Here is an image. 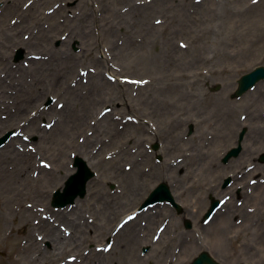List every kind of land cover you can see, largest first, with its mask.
I'll use <instances>...</instances> for the list:
<instances>
[{
    "label": "rangeland",
    "instance_id": "374dc122",
    "mask_svg": "<svg viewBox=\"0 0 264 264\" xmlns=\"http://www.w3.org/2000/svg\"><path fill=\"white\" fill-rule=\"evenodd\" d=\"M155 1L159 8L144 23L140 14ZM26 11L29 20L20 18ZM263 16L264 0H0V141L8 136L0 146L8 155L0 157V264H101L93 256L109 240L113 252L134 227H150L147 209L136 211L161 184L171 188V174L179 175L174 186L182 187L177 195L174 186L170 191L180 212L157 204L168 210L167 219L158 220L149 236L139 232L146 242L136 253L147 258L144 264H154L151 243L161 242L158 230L171 222L159 246L171 251L161 264L171 258L192 264L202 253L217 264H264V225L237 232L236 242L228 231L221 246L198 242L201 228L212 222L204 225L212 201L232 199L230 189L248 193L232 200L256 214L249 219L254 227L264 221V150L259 145L253 160L251 152L245 157L246 137L247 147H254L251 134L245 128L234 134L227 120L251 122L254 103L249 92L240 97L237 91L244 75L264 67ZM150 25L157 30L149 32ZM34 66L37 71H30ZM258 88L264 93V80L250 92ZM257 107L264 119V100ZM252 122L264 129L263 120ZM239 146L242 152L226 159ZM90 153L100 163L89 167L85 161L94 174L90 186H98L73 204L54 207V194L76 172L75 161ZM221 165L234 167L231 184L226 178L222 186L228 189L219 194L210 175ZM41 171L54 180L36 183ZM92 207L110 210L98 221ZM26 210L33 214L27 217ZM129 216L134 219L114 235ZM236 217L243 224L242 215ZM251 234L258 236L252 240ZM56 242L72 247L58 251Z\"/></svg>",
    "mask_w": 264,
    "mask_h": 264
},
{
    "label": "bare ground",
    "instance_id": "6f19581e",
    "mask_svg": "<svg viewBox=\"0 0 264 264\" xmlns=\"http://www.w3.org/2000/svg\"><path fill=\"white\" fill-rule=\"evenodd\" d=\"M5 1H9V0H5ZM155 4L154 5H146V7H145V9L147 10L146 12H143V13H141L140 15H142L143 16V20H144V23L148 20V16H150L151 15V12H154V11H157V9L159 8L158 7V3L155 1L154 2ZM157 3V4H156ZM148 6V7H147ZM19 12H21V9H20V11ZM142 16H141V21H142ZM148 17V18H147ZM264 17V16H263ZM20 18L21 19H25V20H29V19H31V17H30V14H29V12L28 11H26V12H24L23 14H21L20 15ZM139 26V25H138ZM151 26V25H150ZM142 29V28H141ZM149 29V32H154V31H156L157 30V27H155V26H151V27H147V30ZM32 64H34V62H32ZM32 69H30V71H37V68H36V66H34V67H31ZM100 77H102V76H100ZM82 85L81 84H79L78 85V87H81ZM83 87V86H82ZM258 91H255L254 93H252V92H249L247 95H246V98L247 99H249V102L250 103H254V104H252L253 105V107H252V110H249L250 111V121L251 122H246V123H249V127L248 126H246L244 123H241L240 121L238 122V121H236V118H233V119H229V118H227V120H228V122L232 125V128H230L232 131H233V133L234 134H237L238 133V131H240L241 129H243V128H245V129H247L248 130V132L251 134V140H250V145L251 144H254V147H252V148H250V147H247L248 145H247V143H248V139L250 138V137H246V143L244 142L243 143V149H246V150H249V152L248 153H246L244 156L246 157L250 152H251V156H250V158H249V160H253L256 156H254V155H252V153L255 151V152H257L256 150H258L259 149V145H261V147H260V151H263L264 150V141H262L263 140V138L262 137H264V129H261L257 124L258 123H254V122H252V121H255L256 122V120H257V122L258 121H261V120H263V124H264V119H262L261 117H259V115H258V107H257V104L258 103H260V101L262 102L263 100H264V93L261 91V89H257ZM72 100H75V99H72ZM237 106V104H234L232 107H236ZM234 110V109H233ZM231 111H232V109H231ZM88 113H90L91 114V111L89 110L88 111ZM253 113H255V114H253ZM93 114V113H92ZM91 114V115H92ZM234 114V113H233ZM73 122V121H72ZM74 123V125H79L80 123H77V121L75 120V122H73ZM88 123V122H87ZM87 123L86 124H82V125H87ZM72 124H64V127L65 128H68V127H70ZM230 127V126H229ZM84 129V128H83ZM130 128H126V130H129ZM78 131H80V130H78ZM118 131V130H117ZM122 132V131H121ZM119 134H120V132H119ZM42 135H45V134H42ZM261 136V137H260ZM52 139H54V138H52ZM259 139H262V140H259ZM228 143V140H226L225 141V143H224V145L223 146H225L226 144ZM51 144H54V143H51ZM249 145V146H250ZM242 152V151H241ZM258 154V153H257ZM259 155V154H258ZM5 156H8V155H6V151H4V152H1L0 153V157H5ZM91 160H90V159ZM57 159H58V162H60V160H59V157H57ZM241 159H244V157L243 158H241ZM84 160L88 163V166L89 167H97V168H99V166H100V163H97L94 159H93V157H92V155H91V153H90V156H87V157H84ZM34 162V161H33ZM112 163V162H111ZM220 164V163H219ZM32 166H34L33 164H32ZM233 165H231V166H228V167H225V166H222L221 165V167H217V166H214V167H212V168H216V169H213L214 170V172H215V174L214 175H210V177H211V179H214L215 181L214 182H216L217 183V186H218V190H219V194H221V193H224L225 191H227V189L228 188H223V186H222V182L226 179V178H228L229 180H230V178L232 179V175H229V173L230 172H232L231 170L233 169ZM0 168H2V166L0 165ZM61 168H62V166H61ZM60 169V168H59ZM104 170V169H103ZM5 171V170H4ZM55 172H57V173H59V170H56ZM54 172V173H55ZM173 171H171V173H172ZM171 173H169V174H164V175H170ZM50 176V173H47V172H45V171H41V176L38 178V179H36L35 180V182L36 183H38V182H42V183H45V184H49L50 182H52V180H54L53 178H51V177H49ZM171 176H173V178H170V184H171V188H170V186H169V189L171 190L172 188H173V186H174V184L176 183V179H179V175H174V174H171ZM170 177V176H169ZM233 177H236V176H233ZM209 178V177H208ZM208 178H206L207 180H209ZM178 181V180H177ZM179 182H181V181H179ZM90 183H91V181H89L88 183H87V186H86V188H87V190L89 189V187L91 188V191H93V188H95V187H97L98 186V183H94V182H92V184H91V186H90ZM191 184L189 183L188 184V186H190ZM237 187H238V184L236 185ZM175 187V186H174ZM234 187V186H233ZM176 189L174 190V193L176 194V193H182V187H180V189L178 190V185L175 187ZM259 188V185L257 184V185H255V187H254V191H256L257 189ZM184 190H186L185 188H183ZM230 191H231V193H235L238 197H245L246 199L249 197L248 196V193H246V192H244V191H242V190H236V189H234V190H231L230 189ZM96 195H98L99 196V193L97 194L96 192H94ZM177 195V194H176ZM255 198L256 199H254V201H256V202H258V197H256V193H255ZM177 200V198H175V201ZM218 200H220V199H218ZM252 200V199H251ZM96 201V200H95ZM234 202H233V200H230V202H228V206H227V208L223 211V214L222 213H220L219 214V217H217V218H215L216 216H218V214L216 213V215L212 218V222L210 223V226L208 227V228H206L205 226H203V228H201V230H202V232H203V237H204V239H203V237H202V239H199L198 240V242H210L211 244H212V246L213 247H216V245H218V246H221V243L224 245V241H226V238H225V235H226V233L229 231V232H234V233H236L235 235L236 236H231L232 237V239H230L229 241L230 242H236V238L235 237H238V235H239V233H237V232H239V231H242V230H249V229H251V230H253L254 232L255 231H257V229H259L260 231H261V226H263L264 225V221H262V219H260L259 221H258V223L255 225V227L253 226V224H251L250 223V221H249V219H252L253 217H255L256 216V214L255 215H249L248 214V212L247 211H245V209L244 208H238L235 204H233ZM255 205L254 206H257L256 205V203H254ZM260 204H262V206H260L259 208H260V210H264V206H263V202L261 201L260 202ZM83 205V204H82ZM97 210H99L97 207H92L91 208V211L97 216V218H98V221H100V219H102V218H105L106 217V213L108 212V210H110L109 209V207H104L102 210H101V212L100 213H97ZM166 210V208L164 207V206H160V205H156V206H153L152 208H149L148 210H147V212H145V216L147 217V219L149 220V224H150V227L148 226V227H142V225L140 226V225H138L139 226V228H137V227H134L131 231H130V234L128 235V236H124L123 238H118V240L116 241V249H115V251H113L112 252V254H104V253H101V254H96L95 256H93V257H96V258H98L99 260H98V262H100L101 264H102V262H108V260H111L112 262H113V264H123L122 262H124V263H127L129 260H133V262H135V263H138V264H144L146 261H147V258H143V257H140L139 256V254L138 253H136V248L137 247H139L140 245L142 246V245H144V243L146 242L144 239L146 238H141V235H140V233L139 232H141V230H143V232H144V236H149L150 234H151V232L153 231V226H157V221L158 220H161L163 217H165L166 216V214H165V211ZM27 212H26V215H27V217L28 216H30L31 214H33V212H31V211H29V210H26ZM167 212H168V210H166ZM254 213H259V209H257V210H255V212ZM253 213V214H254ZM154 214H157L156 216H154L153 217V215ZM238 214H241L242 215V218H243V224H240V225H237V221H238V218L236 217V215H238ZM263 214V213H262ZM143 215H144V213H143ZM142 215V216H143ZM144 216V217H145ZM251 216H253L252 218H251ZM215 218V219H214ZM256 218H257V216H256ZM165 219H167V216L165 217V218H163V220H165ZM221 219H223L222 221H220L219 222V224H218V221L219 220H221ZM226 220L228 221L227 223H226ZM217 222V223H216ZM229 222H231L232 224H228ZM172 223V222H171ZM171 223H170V225H169V223L167 224V227L166 228H164L163 229V231H162V234H161V242H162V240H164L165 239V235H166V231L168 230V228L170 229V227H171ZM215 224H217L219 227H218V232L217 231H211V229L213 228V226L215 225ZM228 224V225H227ZM94 228V227H93ZM101 228H102V226H101ZM96 230H99V228H95ZM137 229V230H136ZM258 230V231H259ZM257 231V232H258ZM153 233V232H152ZM231 233V235H233ZM78 234V231L76 232V235ZM212 235V236H211ZM251 235H253L252 236V240H253V238L255 237V235L256 234H251ZM258 235H256V237H257ZM234 237V238H233ZM263 238H264V235H263ZM63 239V238H62ZM69 239V241H71L72 239H73V236L72 237H70V238H68ZM176 240V239H175ZM59 241H61V239H60V237H59ZM64 241V240H63ZM149 242V241H148ZM161 242H158L157 244H155V243H151V247H152V250H160V255H158V257H156V253H155V250H154V254H153V257H155V258H153L152 260H155V262H154V264H161V262L162 261H164L163 259H162V254L164 253H170V251H171V249H169L168 247L167 248H165L166 250H162V248H160L159 246H160V244H161ZM191 242H195V244H193L194 245V249H198L199 247H200V245L199 244H197L196 243V241H191ZM258 242V241H257ZM68 243H70V242H56V244H57V246H58V251H62L65 247H72L71 245H69ZM72 243V242H71ZM85 242H80V244H81V246L84 244ZM150 243V242H149ZM140 244V245H139ZM185 246H187V244L185 245ZM205 243H204V245H203V248L202 249H204L205 248ZM189 248V247H188ZM201 249V248H200ZM187 250H190V248L189 249H187ZM58 251H56V252H58ZM175 250H174V253H172V255L174 256V254H175ZM188 253H189V255L191 254V250L190 251H188ZM115 254L117 255V257H114L115 256ZM182 254V253H181ZM181 254H179L178 255V257L179 258H182L183 257V255H181ZM211 256H212V254L211 253H209ZM151 255L152 254H147V257H148V259L149 258H151ZM172 255H171V257H172ZM189 255H186L187 257L189 256ZM161 258V259H160ZM152 260H150V261H152ZM166 260H169L168 258H166ZM213 260V259H212ZM83 261V260H82ZM90 263V258L89 257H87L86 258V260H85V263ZM110 262V261H109ZM169 263L170 264H174V262H173V259L171 258V260L169 261ZM112 264V263H111Z\"/></svg>",
    "mask_w": 264,
    "mask_h": 264
},
{
    "label": "water",
    "instance_id": "95a60500",
    "mask_svg": "<svg viewBox=\"0 0 264 264\" xmlns=\"http://www.w3.org/2000/svg\"><path fill=\"white\" fill-rule=\"evenodd\" d=\"M262 79H264V68H258L257 70L245 75L239 82L237 94H244ZM6 139L7 138L0 141V145H2ZM234 153L236 154L237 152ZM75 165L78 167V173L69 179V181L66 183L63 193L58 192L56 194L55 205L57 206L64 207L70 203H73L79 196L84 197L86 194V186L88 181L93 177V173L82 160H77ZM167 199H172L170 197L169 190L165 185H161L151 194L145 206L150 203ZM203 262L208 264H216L206 254H203L196 260V264H202Z\"/></svg>",
    "mask_w": 264,
    "mask_h": 264
},
{
    "label": "snow or ice",
    "instance_id": "6c2138e0",
    "mask_svg": "<svg viewBox=\"0 0 264 264\" xmlns=\"http://www.w3.org/2000/svg\"><path fill=\"white\" fill-rule=\"evenodd\" d=\"M254 2H255V0H254ZM112 79H115L114 77L112 78ZM125 79H127V77H125ZM141 81H132V83H140ZM105 111L107 112L108 111V109H105ZM101 115H103V113H101ZM130 119H131V117H130ZM48 127H52V125H48ZM25 139H27V137H24ZM49 167H50V165H48ZM129 221L130 220H133L134 219V216H129L128 218H127ZM109 247H111L110 245H109ZM105 251H107V249H105Z\"/></svg>",
    "mask_w": 264,
    "mask_h": 264
}]
</instances>
